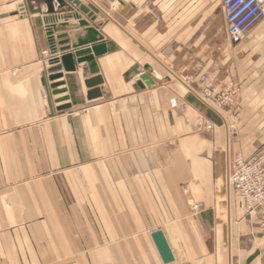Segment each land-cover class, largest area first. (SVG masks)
<instances>
[{
	"label": "crops",
	"instance_id": "crops-1",
	"mask_svg": "<svg viewBox=\"0 0 264 264\" xmlns=\"http://www.w3.org/2000/svg\"><path fill=\"white\" fill-rule=\"evenodd\" d=\"M27 1L0 0V264H264L259 214L227 182L264 145V16L232 43L221 0H81L98 72L74 57L49 80L46 7ZM66 15L54 38L71 45ZM199 74L235 101L208 106L185 82Z\"/></svg>",
	"mask_w": 264,
	"mask_h": 264
},
{
	"label": "built area",
	"instance_id": "built-area-1",
	"mask_svg": "<svg viewBox=\"0 0 264 264\" xmlns=\"http://www.w3.org/2000/svg\"><path fill=\"white\" fill-rule=\"evenodd\" d=\"M226 33L232 43L242 41L247 33L264 16V0H221ZM47 51H42L46 56ZM49 58L45 59L48 63ZM189 90L212 108L231 105L239 91L234 81L219 83L207 74L187 75ZM85 111V109H82ZM228 186L242 199V207L248 214H259V227L264 235V145L248 158L236 155L228 163Z\"/></svg>",
	"mask_w": 264,
	"mask_h": 264
},
{
	"label": "water",
	"instance_id": "water-1",
	"mask_svg": "<svg viewBox=\"0 0 264 264\" xmlns=\"http://www.w3.org/2000/svg\"><path fill=\"white\" fill-rule=\"evenodd\" d=\"M38 6L44 4L46 11L44 15V21L46 23V32L49 37V45L51 47V54L48 61V67L45 69V73L49 74V80H54L61 77V73H58L62 68L65 71H74L75 63L74 57H76V62H86L88 72L90 74H95L98 72L96 66L95 57L104 53L106 51V46L104 43H97L91 45L90 47H81L83 45L93 44L94 42L103 40V36L96 30L90 22H93L97 15L94 11L90 10L89 7L82 4L81 0H28L26 2L27 8L30 13H40V9H34V5ZM58 13H69V15L61 16L60 18H74L77 20L79 27L83 28L80 31H76L69 35L71 45H67L68 36L66 33H61L56 35V39L59 40L58 43L55 42L54 33L58 31L66 30L67 25L62 23L56 26L55 21L58 19L54 14ZM84 16V17H83ZM56 45L60 46L57 50ZM70 48L74 49L71 53H61ZM147 73L154 74L149 65L144 67ZM142 74L140 76L139 84L150 86L153 83L150 81L148 74ZM101 82L100 77H95L85 82L87 86L98 84ZM53 85L52 87H54ZM58 93V91L56 92ZM159 254L164 262L171 261L173 259L172 253L168 246V243L163 235V233L158 230L152 235Z\"/></svg>",
	"mask_w": 264,
	"mask_h": 264
},
{
	"label": "bare ground",
	"instance_id": "bare-ground-1",
	"mask_svg": "<svg viewBox=\"0 0 264 264\" xmlns=\"http://www.w3.org/2000/svg\"><path fill=\"white\" fill-rule=\"evenodd\" d=\"M228 179V178H227ZM228 182V181H227ZM230 197V196H229Z\"/></svg>",
	"mask_w": 264,
	"mask_h": 264
}]
</instances>
